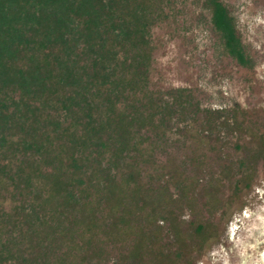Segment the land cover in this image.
I'll return each instance as SVG.
<instances>
[{
	"label": "rangeland",
	"instance_id": "rangeland-1",
	"mask_svg": "<svg viewBox=\"0 0 264 264\" xmlns=\"http://www.w3.org/2000/svg\"><path fill=\"white\" fill-rule=\"evenodd\" d=\"M222 1L243 61L211 0H141L143 42L114 45L119 81L99 84L92 110L128 122L76 147L87 117L55 127L49 106L39 150L11 129L0 244L15 255L0 264H264V0Z\"/></svg>",
	"mask_w": 264,
	"mask_h": 264
},
{
	"label": "trees",
	"instance_id": "trees-1",
	"mask_svg": "<svg viewBox=\"0 0 264 264\" xmlns=\"http://www.w3.org/2000/svg\"><path fill=\"white\" fill-rule=\"evenodd\" d=\"M128 1L0 0V148L12 136L11 129L30 135L21 138L25 148L44 147L31 131L39 122L38 113L49 106L60 110L50 119L55 127L67 116L74 118L75 112L87 117L81 138L74 135L76 147L86 138L101 139L110 126L118 128L127 114L119 113L116 122H102L93 118L92 110L95 96L102 93L99 84L119 81L114 45L142 41L137 38L145 35L141 0H131L135 3L131 8ZM211 2V21L226 49L243 61L234 15L222 0ZM66 193L70 196L68 189ZM0 245V262L15 255L10 245Z\"/></svg>",
	"mask_w": 264,
	"mask_h": 264
}]
</instances>
